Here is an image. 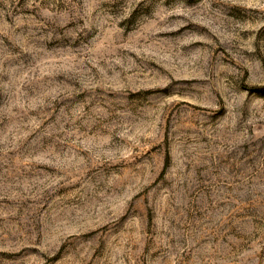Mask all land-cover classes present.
<instances>
[{"label": "rangeland", "instance_id": "1", "mask_svg": "<svg viewBox=\"0 0 264 264\" xmlns=\"http://www.w3.org/2000/svg\"><path fill=\"white\" fill-rule=\"evenodd\" d=\"M0 264H264V0H0Z\"/></svg>", "mask_w": 264, "mask_h": 264}]
</instances>
